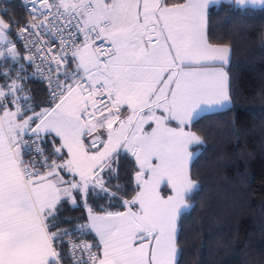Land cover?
<instances>
[{
	"label": "snow or ice",
	"instance_id": "1",
	"mask_svg": "<svg viewBox=\"0 0 264 264\" xmlns=\"http://www.w3.org/2000/svg\"><path fill=\"white\" fill-rule=\"evenodd\" d=\"M23 3L0 16V264H179L193 125L232 102L218 0Z\"/></svg>",
	"mask_w": 264,
	"mask_h": 264
},
{
	"label": "trees",
	"instance_id": "2",
	"mask_svg": "<svg viewBox=\"0 0 264 264\" xmlns=\"http://www.w3.org/2000/svg\"><path fill=\"white\" fill-rule=\"evenodd\" d=\"M3 9L6 19L23 24L18 2ZM209 29L216 42L232 48V104L193 125L203 144L193 149L198 188L180 218L179 264H264V8L223 1L210 7ZM29 87L44 98L41 84ZM130 170L121 160L114 183L125 184Z\"/></svg>",
	"mask_w": 264,
	"mask_h": 264
},
{
	"label": "built area",
	"instance_id": "3",
	"mask_svg": "<svg viewBox=\"0 0 264 264\" xmlns=\"http://www.w3.org/2000/svg\"><path fill=\"white\" fill-rule=\"evenodd\" d=\"M13 2H18L22 6V8L24 9V12H25V20L28 19L29 17L26 15V9H25L23 0H0V10H2L3 7H5L6 5L11 4Z\"/></svg>",
	"mask_w": 264,
	"mask_h": 264
},
{
	"label": "rangeland",
	"instance_id": "4",
	"mask_svg": "<svg viewBox=\"0 0 264 264\" xmlns=\"http://www.w3.org/2000/svg\"><path fill=\"white\" fill-rule=\"evenodd\" d=\"M221 3V1H218V3H215V4H213L212 6H214V5H218V4H220ZM248 6H251V5H248ZM256 7H259V6H256ZM230 61H231V57H230ZM231 104H232V102L227 106V107H229V106H231ZM226 107V108H227ZM223 109H225V108H223ZM216 110H221V109H216ZM216 110H214V111H216ZM213 111V110H212ZM204 113H201V115L200 116H202ZM187 209V208H186ZM185 210V209H184Z\"/></svg>",
	"mask_w": 264,
	"mask_h": 264
},
{
	"label": "crops",
	"instance_id": "5",
	"mask_svg": "<svg viewBox=\"0 0 264 264\" xmlns=\"http://www.w3.org/2000/svg\"><path fill=\"white\" fill-rule=\"evenodd\" d=\"M218 1L223 2V1H232V0H218ZM213 111H214V110H213ZM208 112H212V111H206V112H202V113L206 114V113H208Z\"/></svg>",
	"mask_w": 264,
	"mask_h": 264
}]
</instances>
